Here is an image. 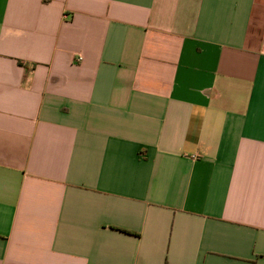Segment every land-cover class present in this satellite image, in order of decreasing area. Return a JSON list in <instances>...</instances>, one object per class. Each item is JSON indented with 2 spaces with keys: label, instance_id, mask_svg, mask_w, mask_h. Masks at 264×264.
Listing matches in <instances>:
<instances>
[{
  "label": "crops",
  "instance_id": "crops-1",
  "mask_svg": "<svg viewBox=\"0 0 264 264\" xmlns=\"http://www.w3.org/2000/svg\"><path fill=\"white\" fill-rule=\"evenodd\" d=\"M0 264H264V0H0Z\"/></svg>",
  "mask_w": 264,
  "mask_h": 264
}]
</instances>
